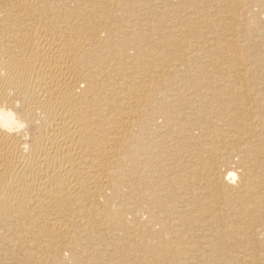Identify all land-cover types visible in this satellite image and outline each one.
<instances>
[{
    "label": "bare ground",
    "instance_id": "obj_1",
    "mask_svg": "<svg viewBox=\"0 0 264 264\" xmlns=\"http://www.w3.org/2000/svg\"><path fill=\"white\" fill-rule=\"evenodd\" d=\"M0 264H264V0H0Z\"/></svg>",
    "mask_w": 264,
    "mask_h": 264
}]
</instances>
